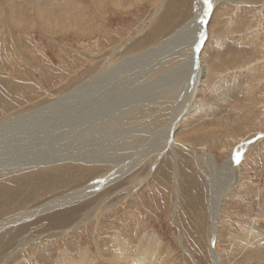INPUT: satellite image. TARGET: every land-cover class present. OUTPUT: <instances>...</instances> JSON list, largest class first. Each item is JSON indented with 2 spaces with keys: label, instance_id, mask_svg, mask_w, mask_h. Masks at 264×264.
Here are the masks:
<instances>
[{
  "label": "rangeland",
  "instance_id": "1",
  "mask_svg": "<svg viewBox=\"0 0 264 264\" xmlns=\"http://www.w3.org/2000/svg\"><path fill=\"white\" fill-rule=\"evenodd\" d=\"M21 1L16 0L14 6L23 5L18 4ZM154 1L151 4L152 1L143 0L125 12L114 14L110 10L107 19H99L100 25L107 23L106 30L115 40L113 46L124 44V57L168 39L194 19L195 0H162L160 5L159 0ZM227 1L237 4L235 0ZM0 3V11L7 15L0 16V117L18 110L26 114L28 110L25 109L39 103L61 84L91 72L92 65L85 57L102 53V36L79 38L76 31L60 27L45 35L38 28L39 20L31 27L22 17L24 5L16 10L10 0H0ZM233 4L216 6L204 25L208 35L199 50L207 68L203 79L205 86L195 105L189 107V115L181 116L177 127L169 134L173 140L170 149L167 147L157 156L152 154L140 170L137 168L129 174L113 176L115 169L112 171L111 166L95 164L66 170L64 167L37 168L29 171L30 174L13 175L12 179L0 181V223L3 227L0 228V242L5 238L0 252L13 253L18 248L12 260L0 264H64L67 260L80 262L83 259L113 264L118 259L116 250L121 247L122 239L130 243V250L122 255L125 260L154 254L156 262L153 264H218V256L221 264H258L256 260L246 261L252 253L242 251L241 246L249 221H260L264 213V11L258 4L241 3L236 7ZM244 25L248 26L246 33L236 31ZM156 27H160L158 32ZM196 28L197 32L191 30L195 40L201 29L199 24ZM168 61L170 66L164 71L173 69L183 59L174 57ZM37 108L35 111L49 110V107ZM152 109L157 110L156 107ZM170 109L172 112V106ZM35 111L27 118L33 119ZM69 121L68 116L60 122V127L68 125ZM36 125L51 130V126L43 127L41 122ZM20 131L12 134L11 139L24 136L26 130ZM85 131L87 129L82 134ZM54 136L52 132L51 138ZM47 142L56 145L57 139ZM231 156L236 158L232 165L223 167ZM215 170L226 174L221 179L223 183L234 179L221 201L216 245L209 239L208 201L209 179L216 178ZM107 180L111 182L105 185ZM93 184H99L100 188L97 185L96 189L81 192L82 195L74 194L75 200L29 214L19 221H6L7 217L37 209ZM87 194V198L84 197ZM98 207L103 208L104 215L98 221L97 232L93 221L65 236L58 232L67 227L51 229L69 216V213L61 214L63 209H72L79 215L90 210L91 215ZM58 212L60 217L53 219L59 220L51 222V217ZM36 220L40 221L36 223ZM4 221L7 222L5 226ZM53 232L55 236L50 235ZM8 238L11 239L5 243ZM5 244H8L6 250ZM122 261L118 262L124 264Z\"/></svg>",
  "mask_w": 264,
  "mask_h": 264
},
{
  "label": "bare ground",
  "instance_id": "2",
  "mask_svg": "<svg viewBox=\"0 0 264 264\" xmlns=\"http://www.w3.org/2000/svg\"><path fill=\"white\" fill-rule=\"evenodd\" d=\"M15 1L10 0V4L13 6L12 8L18 10L24 5L22 12H18H21L22 17H25L29 21L31 27L34 26L36 20H39L40 26L38 28L43 34H51L55 27L67 30L71 29L76 31L79 38L86 36L88 38L89 36L90 39H93L102 36L103 43L100 42V45L104 47L101 48L102 53L99 56L85 57L92 65L91 72H85L86 74H82L80 79L61 84L52 92L48 91L49 93L39 103L33 107L30 104L27 105L30 107L25 109L28 110L26 114H20L24 110H18L15 113L8 111L11 114L0 117V181L12 179L11 176L13 175L16 177L18 175L22 176V174L28 173L29 171L34 172L37 168L48 170L62 167H64L63 169L77 167L89 168L90 165L95 164H99V166H111L112 171L115 169L113 176H116V174H129L137 168L140 170L143 162L149 160L152 154H160L159 152H163L167 147L170 149L173 140L171 141L169 134H172L181 116L189 115V107L195 105L198 94L201 92L202 87L205 86V80L203 79L207 68L200 58L201 54L199 50L201 43L206 40L208 35V32L204 30V25H207L206 21H208V16L210 13L212 15L211 11L216 6L233 4L227 0H211L212 7L208 9L205 0H195L196 11L192 21L185 24V26L177 30L168 39L154 46H150L138 54H130L124 57V53L126 52L124 44L113 46L115 40L107 32V23L100 25L99 19H107L109 16L108 11L110 10L114 14L116 11L125 12L139 5L143 0H88L87 3L81 0H23L18 2V4L23 5L14 6ZM148 1H152L151 4L155 3L154 0ZM161 1L159 0V5ZM235 1H237V4H233L235 7L241 3L244 5L251 3L258 4L259 8L262 7L261 11H264V0ZM206 11L207 15H205ZM2 14L6 15L5 11H0V16ZM16 15L18 16V14ZM10 16L8 15V17ZM18 20L17 23L20 21ZM198 24L201 29L198 31L197 40H195L193 31L197 32L196 26ZM245 27L248 29V26L244 25L241 27V30L237 28L238 30L236 31L246 33L247 29ZM158 29L160 27L155 28L157 32ZM231 31L233 32V30ZM115 37L117 36L115 35ZM118 37L120 38V36ZM105 42L108 44L104 45ZM127 48V51H129L132 46ZM174 57L177 59L182 58L183 62L176 65L173 69L164 71L163 69L166 66H170L171 62L168 60H172ZM163 102L167 103L162 105ZM171 106L173 109L172 112L170 109ZM37 107L43 109L49 107V110L35 111L38 109ZM75 107H77V110L74 114ZM154 107L157 108L156 111L152 109ZM193 110L195 111V109ZM34 111L35 115L31 117L33 119L30 120L27 118ZM169 112L172 113L171 116ZM68 116L70 120L69 124L60 127V122ZM40 122L43 127L51 126V130L36 125ZM85 129H87L85 131L86 133L82 134V131ZM20 130L22 132L26 130V133L21 138L18 135L17 139H20V141L14 138L11 139V135H14V133ZM52 132L55 133L53 138H51ZM49 139H57V144L55 142L56 145H48L49 142L47 141ZM11 142L13 143L12 145H10ZM127 155H130V157L127 158ZM235 159L233 156L230 161L224 163L225 165L223 167L231 166L233 163L232 160ZM211 164L210 166H212ZM236 168L238 167L236 166ZM221 173L217 172L215 174L217 176L214 177L218 179H209L208 201L211 222L209 239L210 243H214L215 245L216 242L214 239L217 236L216 225L217 220L220 219L221 201L230 187V181L233 179V177L232 179L226 177L229 180L223 183L221 179L226 174ZM95 179L101 178L96 177ZM109 180L114 181L116 179ZM109 180L104 182L105 185ZM96 186L99 187L100 185L93 184L86 190L83 188L77 189L75 193L64 196L63 199L46 203L37 209L24 210L25 212L22 211L23 213L14 215V217H7L6 221H19L20 218L29 216V214L34 215V213H38L39 211H45V208H54L56 205H63L65 202H69V200H75L76 198L73 197L74 194H77V196L82 195L83 193L81 192L84 191L85 193V191L87 192V190L92 188L96 189ZM101 187H104L103 183ZM105 192L106 190H103V193ZM87 196L88 194L84 197L87 198ZM63 210H61V214L66 215L69 213L68 217L70 218L67 217L65 219L63 217L62 222L60 221L56 227L51 228L59 230L62 227H67L63 229V233L61 231L58 232V234H64L63 236L90 221H93L97 232L98 221L104 215L103 208L100 207L93 210L91 215L89 214L90 210H86V212L80 215L72 209L67 211L65 209ZM53 217H60L59 212L51 217V222H57L59 219H53ZM38 221L40 220H36L35 222L37 223ZM7 222L4 221L3 226ZM248 225L247 235L242 239L243 244L241 246L242 251L252 253L247 256L246 261L256 260L258 264H264V213L260 221H249ZM0 228H3L2 223H0ZM50 235L55 236V233L53 232ZM29 237V239H33V236ZM9 239L11 238H8L5 243ZM4 240L5 238L1 239V247ZM12 244L13 242L10 245ZM129 244L126 240L122 239L121 247L119 250H116L119 256L115 257H118V259L114 260L113 264H120L121 262L119 263V260H123L122 263L124 264L154 263V254H141L131 259H123L122 255L127 250H130ZM7 246L8 244H5V247L3 246L4 249ZM17 252L18 248L13 253L0 252V262L8 263V261L16 256ZM220 258L219 256L217 257L219 263ZM65 263L92 264L93 262L83 259L80 262L67 260Z\"/></svg>",
  "mask_w": 264,
  "mask_h": 264
},
{
  "label": "snow or ice",
  "instance_id": "3",
  "mask_svg": "<svg viewBox=\"0 0 264 264\" xmlns=\"http://www.w3.org/2000/svg\"><path fill=\"white\" fill-rule=\"evenodd\" d=\"M205 3L207 4L208 9H211V7H212V2H211V0H205ZM205 15H207V11L205 12ZM197 47L199 48V46H197Z\"/></svg>",
  "mask_w": 264,
  "mask_h": 264
}]
</instances>
